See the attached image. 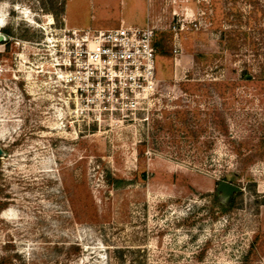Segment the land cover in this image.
I'll return each instance as SVG.
<instances>
[{
	"label": "rangeland",
	"instance_id": "374dc122",
	"mask_svg": "<svg viewBox=\"0 0 264 264\" xmlns=\"http://www.w3.org/2000/svg\"><path fill=\"white\" fill-rule=\"evenodd\" d=\"M121 21L155 27L132 107L59 66ZM0 37V264H264V0H0Z\"/></svg>",
	"mask_w": 264,
	"mask_h": 264
},
{
	"label": "built area",
	"instance_id": "2783aa9c",
	"mask_svg": "<svg viewBox=\"0 0 264 264\" xmlns=\"http://www.w3.org/2000/svg\"><path fill=\"white\" fill-rule=\"evenodd\" d=\"M176 29L177 25L173 26L172 30ZM154 38L155 27L151 25L67 30L62 33L60 43L62 54L68 58L59 66L65 69L68 82L78 81L86 89L95 87L100 90V97L122 100L126 107H132L133 99L156 87ZM127 100L131 102L126 103Z\"/></svg>",
	"mask_w": 264,
	"mask_h": 264
},
{
	"label": "water",
	"instance_id": "95a60500",
	"mask_svg": "<svg viewBox=\"0 0 264 264\" xmlns=\"http://www.w3.org/2000/svg\"><path fill=\"white\" fill-rule=\"evenodd\" d=\"M2 39L3 37H0V42L2 41ZM1 154L2 152L0 150V155ZM216 190L224 198V201H227L230 197L233 196V194L239 192V188L226 182H219Z\"/></svg>",
	"mask_w": 264,
	"mask_h": 264
},
{
	"label": "trees",
	"instance_id": "16d2710c",
	"mask_svg": "<svg viewBox=\"0 0 264 264\" xmlns=\"http://www.w3.org/2000/svg\"><path fill=\"white\" fill-rule=\"evenodd\" d=\"M9 35H10L9 29H3L2 30V36H4L5 38H9ZM1 44L7 45L8 43H7V41H3V42H0V45ZM216 201H217V204H219L222 207V209H229L233 205V200L230 201L229 203H224L223 201H221V199H218Z\"/></svg>",
	"mask_w": 264,
	"mask_h": 264
},
{
	"label": "flooded vegetation",
	"instance_id": "af4514ba",
	"mask_svg": "<svg viewBox=\"0 0 264 264\" xmlns=\"http://www.w3.org/2000/svg\"><path fill=\"white\" fill-rule=\"evenodd\" d=\"M218 184H219V183H218ZM231 185H232V184H231ZM233 186H234V185H233ZM237 188H238V187H237ZM240 192H241V189L239 188V192L233 194V196L230 197L227 201H224V198L221 196L220 193L217 192V194H218V196L220 197V199H222V201H223L224 203H229L230 201H232V200L234 199L235 195H236V194L239 195Z\"/></svg>",
	"mask_w": 264,
	"mask_h": 264
},
{
	"label": "crops",
	"instance_id": "0c3cea01",
	"mask_svg": "<svg viewBox=\"0 0 264 264\" xmlns=\"http://www.w3.org/2000/svg\"><path fill=\"white\" fill-rule=\"evenodd\" d=\"M151 2L153 3V2H155V3H157V0H151ZM147 22V21H146ZM121 25H124L123 23V21H121ZM147 24V23H146ZM129 27H137V26H129ZM143 27H145V26H143ZM180 63L181 64H183V65H188V61L186 60V59H181V61H180Z\"/></svg>",
	"mask_w": 264,
	"mask_h": 264
}]
</instances>
